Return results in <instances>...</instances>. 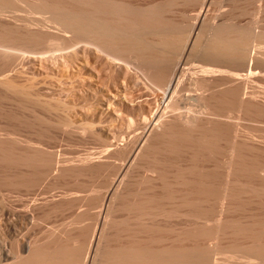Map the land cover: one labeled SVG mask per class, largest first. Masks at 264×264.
<instances>
[{
    "label": "bare ground",
    "instance_id": "bare-ground-1",
    "mask_svg": "<svg viewBox=\"0 0 264 264\" xmlns=\"http://www.w3.org/2000/svg\"><path fill=\"white\" fill-rule=\"evenodd\" d=\"M236 1L218 21L210 14L215 0L146 5L124 0H0V56L7 60L0 64V87L22 93L14 81L23 78L27 90L76 97L77 85H69L91 71L88 53L93 51L125 71V77L132 74L163 94L162 104L149 114L140 113L141 128L115 136L103 151L61 159L40 143L18 138L14 129L4 135L0 131V162L10 171L1 184L32 188L50 177L56 187L70 178L75 191L58 196L60 201L47 213L88 205L64 233L48 232L44 242L14 238L11 247L0 244V264H264V140L240 122L264 119V99L259 96L264 83V15L249 26L235 23L236 14L249 11L247 2L242 0V6ZM180 4L201 5L193 18L198 26L194 22L192 29L186 28L170 17ZM197 27L188 53L194 51L204 61L186 70L188 62L183 64L180 56L194 33L188 29ZM32 60L47 65L54 83L47 75L39 81L34 72L30 77L24 69L17 70ZM66 69L72 70L71 79ZM66 74L73 80L70 84L64 82ZM64 83L69 87H62ZM184 88L193 93L183 94ZM78 92L79 104L63 107L75 111L79 106L90 125L101 124L104 101L115 97L92 84ZM186 99L193 108L181 111ZM128 123L133 127V117ZM125 158L129 160L120 165L119 176L110 160ZM141 166L147 174L135 181L132 172ZM115 168L118 176L110 181ZM107 170L112 174L104 181L110 182L93 187L82 181ZM92 187L93 194L83 195ZM30 205L25 208L29 214ZM92 208H98L95 226L84 224ZM177 217L186 222L171 223ZM216 254L220 260H213Z\"/></svg>",
    "mask_w": 264,
    "mask_h": 264
},
{
    "label": "rangeland",
    "instance_id": "rangeland-1",
    "mask_svg": "<svg viewBox=\"0 0 264 264\" xmlns=\"http://www.w3.org/2000/svg\"><path fill=\"white\" fill-rule=\"evenodd\" d=\"M124 1L136 3L139 5H146L150 3H157L163 0H124ZM232 1L234 0H231V1L230 0H217L218 2L217 3L215 0V2L212 3L213 6H211L208 3L207 8H209L208 6L210 5L211 12L210 11L209 12L211 16L212 14L215 17L218 16V19H215V20L220 21L219 16L221 13H225L224 14L225 16L221 14L222 18H224L226 17V14H228L227 12H229V10L231 12V8L233 7L230 4L232 5L234 4L232 3ZM241 1L242 0H237L236 2L241 3ZM243 1H245L244 4L247 2V4H245L247 6L242 4ZM243 1L241 4L242 6H245V9L247 8L249 10L248 13H243L242 16H240L239 14H236V16L239 15L237 19H236V16L234 17L236 20H238L237 22L235 21L234 18L232 19H234L233 22L235 23H239V24L244 23L245 26L248 23L247 26H249V24H251L252 21L257 20L259 16L261 17L264 15L262 11L264 9L263 8L264 4H260V2L261 3H264V2H262L263 0H243ZM240 3H237V4L241 6ZM259 5H260V8H263L261 9L262 12L258 8ZM173 8H174L172 10L173 12L171 11V13L169 14L170 17H173L175 21H178V22L181 21L180 23L182 24L183 27L186 26V28L190 27L192 29V27L194 26V22L196 24V21H195L197 18L196 15L201 11V5L191 4L188 6L184 4V6L176 5ZM256 9L257 11L259 10L261 14H258L259 12H257ZM224 10L225 11L228 10V11L223 12ZM260 17L258 20L263 18V17L262 18ZM193 18H195V20ZM195 26H198V25L196 24ZM191 29H188L191 31V33L194 32L192 39L189 41L191 44L189 43V45H185L186 48L187 46L189 48L187 49L183 48L184 51L183 50L182 51L184 52L185 56L182 51H181L182 54L180 56L181 58L183 57L182 59L180 58L183 64H185V61H186V64L188 62V65H185V67L187 66L186 70L192 67V65L197 64L194 67H197L199 64L202 65V63L200 62L204 61L203 59L202 61L200 60V58L202 57L201 55L200 57H198L199 55L196 52L193 51L192 54L194 56H190L191 53H188V52H192L191 47L193 45L195 33L198 32L197 30L199 29V27L195 28V30H191ZM194 53H196L197 55ZM89 54L90 56L88 57L89 58L88 69H90L91 71H86L85 76L78 77L76 75L78 79H76V81L74 79V82L70 84V82L73 80L70 81L68 79V75L73 74V72L71 70L70 71L71 73H68L70 69L69 70L66 69L67 71L66 73L68 75L66 74L67 77H65L64 82H67V84L69 83L70 87L71 85L75 83V85H77L76 87L77 91H79V89L83 85L92 84L94 87L100 90V93L104 95L111 94L112 96L115 97L114 99H111V100L109 99V101H104V104H103L104 108H102L103 114H102L101 124L96 123V124L90 125L88 123L90 121V117L89 116L87 117L85 114H83V112H81V108L79 109V106L77 107L75 111L74 110L72 111L71 109L67 107H63L64 103L66 105L67 104L70 105V103L79 104L78 102H80L79 101L80 99L79 97H77L80 95L79 92L77 93V91H75L74 94H76L75 95L76 97H72L73 95L72 96L69 95L70 96L69 97L68 95L66 96V94L64 95L62 93L61 94H58V93L51 94L47 92H37L31 89L27 90L26 88L27 82H22L25 80L21 78L20 80L17 79V81H14V84L15 85L17 83L19 84L17 88L22 87L21 88L22 93H20V90L17 91L19 93H16L15 92L16 90H13L14 91L13 92V91L6 90L0 87L1 88L0 89V131H1V134L2 132H4V134H6V132L8 133L12 132L11 129H14L13 131H16L14 133H18V135L16 134L18 138L22 137L20 139H23L25 141L30 139V141H32L33 143H37V145L41 144L48 150L50 151L52 150V152H55V153L58 152L57 155L59 158L67 159L68 157H71V155L73 156L75 154H83L86 152H92V153L98 152L102 150V148L104 147L107 148V145L112 143L114 140L116 141V139H114L115 136L121 137V135H125L133 129L135 130L137 128H141L143 124L141 123L140 113L142 111H146L149 114V112H151V110L154 109L158 104H162L163 94L161 92L151 91L146 86L147 84H145L143 80L142 81L144 84H142V81L141 83L140 81H138L139 82L138 83L137 80H135L134 78L135 76L132 74H130V78L128 75H126L128 76V78L125 77V74H124L125 71L120 72L121 68L118 69L119 67H115L109 62L101 60L102 58L99 59L100 56L98 58V55L95 52L89 51L88 55ZM96 55L98 59L96 58ZM195 55L197 57H195ZM35 60H32V62L30 61L27 64L29 67L27 66L22 67L21 65H19V67L21 68H17V70L24 69L25 72H27V75L30 77L31 76L33 77L35 74H37L35 76L37 77L39 75L37 77L38 79L39 77L40 79L41 78L43 79L47 75L46 77H48L49 82L51 80V82L54 83L55 79L50 78V75H49L51 71L48 72L46 70H49V69L45 70L44 68L47 65H45L44 67L40 66L41 65L40 60L39 61H35ZM6 62H7L6 57L4 58L0 56L1 66L5 65ZM63 71H65V68L63 69ZM31 72L32 73L34 72V75ZM29 73H31V75ZM63 74H65V72ZM131 75L133 76V78H131L132 77ZM69 77L71 79V75ZM66 78L69 81H66L67 80ZM65 84L66 83L62 84V87L64 86L69 87L67 84H66L67 86ZM185 88L187 89V87ZM24 89L25 91L27 90L26 93L24 92ZM185 90H184L185 93L183 94H187V92H190V90H186V91ZM128 92H130V94H128ZM190 93L192 94L193 91H191ZM126 95L127 96L131 95V97L133 95L132 97L133 100L130 99V96H129L130 100H128V97ZM142 95H144V98H139ZM259 96L261 99H264V83L260 84ZM191 102L192 100L187 101L186 99L187 104H185V100H184V102H182L184 104H182L183 106L181 105L180 110L189 111L191 107L193 108L192 106L193 104ZM2 114H4L5 116L7 115L8 118L10 119L7 120V117L3 116ZM129 116L133 117L134 119V125L131 128H129L128 126ZM12 117L14 118L12 119ZM14 119H15V123H14ZM240 122L242 126H246V127L250 126L251 128H253L254 133L257 135L256 137H259V139L264 140V119L261 121L259 120L255 121L254 119L242 118ZM81 128L84 129V131L81 130ZM137 131H140V130H137ZM113 160H114V164L112 162L111 163L112 166L117 165L116 168L118 169L117 171V169L115 168L116 170H114L113 172L114 175H111L112 172L110 170H109L110 172L107 170L106 173H101L100 175H96V178L94 176L93 177L94 179L92 177H89L90 179H88L87 177H86L87 179H85L83 177L82 181L84 182L85 180V182L86 181L89 182L94 187L95 185L99 183L103 184L107 181L110 182L111 179L115 180V178L119 175L118 173L120 172V170H122L121 169L122 166L125 165L129 159L128 158L120 159V160L111 159L110 162ZM2 165L4 166V170H2V167H1ZM2 165L0 166V175L2 177V178L0 177V179H3V177L5 176L3 174H9L8 173L9 170L5 169L4 164ZM119 166H120V169H119ZM116 171L118 175L115 173ZM16 172L18 173L19 170L18 171L16 170ZM108 172H109V175L107 174ZM133 172H132L134 176L133 180L136 176L137 180L135 181H138L141 179L143 174L145 173L147 174L146 166L134 168ZM120 174H122V171L120 172ZM104 175L105 176L108 175V176L105 177ZM110 175H111L110 179L108 178L110 181L109 180L104 181ZM51 179L52 178L50 177L47 179H44L42 183L32 188H28L26 186L25 187L17 186L15 188L14 187L12 188V186L10 187L6 184L3 185L0 182V244H6L8 247H11L10 244L13 242L15 243V241L13 240L14 238L16 241L18 240V242H22L21 240H23V238L25 240L29 238L28 240L30 241L40 240L39 242H44L43 241L44 238L47 239L49 237L50 232L51 233L56 232L60 234L64 230L66 231V229L70 227V223L74 219L76 213L81 214L87 211L88 205L83 204V205L75 206V207L68 206V207H65L63 210L50 211L47 213V211L49 210L48 209L49 207L54 206V204L60 201L59 200L60 195L65 194V192L68 193V191H75L76 186H77L75 183V180L73 179L70 180V178H68L67 181L54 187L52 186L53 180ZM93 187L90 189H86L84 192H82L83 195L90 196V194H93L91 193V190L93 189ZM104 190L105 189H102V194H104L105 192ZM69 193H72V192H69ZM52 196L53 198L55 197L54 198L55 201L49 202L48 207L42 206L41 203L46 200H52ZM35 202L36 204H38L36 207H35L36 204L33 205V203ZM29 203L30 204L32 203V205H30ZM29 205L32 206L31 207L32 215L27 213L25 209ZM97 210L98 208L91 209L90 211L91 214L87 217V219H85L84 224L89 225V226L90 225L95 226L96 224L95 215L97 213ZM173 219L174 218L170 219L172 221L171 223H173V221L174 222L177 221V223H174V224H178L179 223L178 221H181L179 224L186 222L182 220L183 218H180V219L178 218L179 220H177L176 218L174 220ZM163 220L164 219H162V221ZM165 221L167 220H164L163 222ZM218 256H221V255H218ZM218 256L217 254L213 255L214 257L213 260L214 259L220 260L221 257H218ZM8 262H11V260H9Z\"/></svg>",
    "mask_w": 264,
    "mask_h": 264
}]
</instances>
